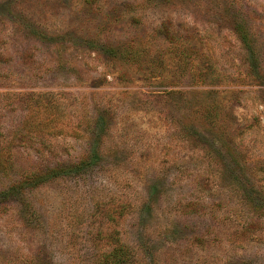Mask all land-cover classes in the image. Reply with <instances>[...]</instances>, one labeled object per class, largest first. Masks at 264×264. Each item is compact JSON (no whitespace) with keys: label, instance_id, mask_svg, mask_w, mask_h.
Listing matches in <instances>:
<instances>
[{"label":"rangeland","instance_id":"obj_1","mask_svg":"<svg viewBox=\"0 0 264 264\" xmlns=\"http://www.w3.org/2000/svg\"><path fill=\"white\" fill-rule=\"evenodd\" d=\"M264 264V0H0V264Z\"/></svg>","mask_w":264,"mask_h":264},{"label":"trees","instance_id":"obj_2","mask_svg":"<svg viewBox=\"0 0 264 264\" xmlns=\"http://www.w3.org/2000/svg\"><path fill=\"white\" fill-rule=\"evenodd\" d=\"M108 256L111 258V264H129L130 257H128L125 251L120 247L114 248Z\"/></svg>","mask_w":264,"mask_h":264}]
</instances>
